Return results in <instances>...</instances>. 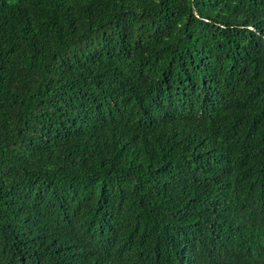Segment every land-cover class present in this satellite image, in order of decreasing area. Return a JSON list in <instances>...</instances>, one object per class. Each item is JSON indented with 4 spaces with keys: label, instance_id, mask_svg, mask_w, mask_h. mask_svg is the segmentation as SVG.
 Returning <instances> with one entry per match:
<instances>
[{
    "label": "trees",
    "instance_id": "16d2710c",
    "mask_svg": "<svg viewBox=\"0 0 264 264\" xmlns=\"http://www.w3.org/2000/svg\"><path fill=\"white\" fill-rule=\"evenodd\" d=\"M0 264H264V0H0Z\"/></svg>",
    "mask_w": 264,
    "mask_h": 264
}]
</instances>
